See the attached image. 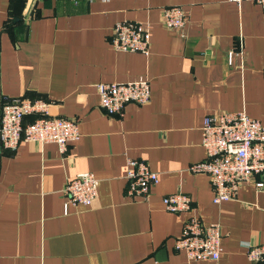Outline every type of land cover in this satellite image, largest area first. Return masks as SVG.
Wrapping results in <instances>:
<instances>
[{
	"label": "crops",
	"instance_id": "crops-1",
	"mask_svg": "<svg viewBox=\"0 0 264 264\" xmlns=\"http://www.w3.org/2000/svg\"><path fill=\"white\" fill-rule=\"evenodd\" d=\"M181 7L185 27L161 23ZM147 24L150 53L114 51L120 21ZM147 79L150 101L108 116L96 87ZM43 100L49 112L76 121L79 140L0 143V264H263L240 243L264 246V192L243 184L236 200L214 205L209 178L189 172L206 159L203 120L244 112L264 127V10L228 0H0V116L6 101ZM35 116H26L23 125ZM127 159L159 176L147 199L126 195ZM92 173L97 197L69 206L68 180ZM184 193L186 213L162 198ZM218 224L217 262L190 261L176 250L185 221Z\"/></svg>",
	"mask_w": 264,
	"mask_h": 264
},
{
	"label": "built area",
	"instance_id": "built-area-1",
	"mask_svg": "<svg viewBox=\"0 0 264 264\" xmlns=\"http://www.w3.org/2000/svg\"><path fill=\"white\" fill-rule=\"evenodd\" d=\"M240 5L252 2L264 10V0H228ZM161 23L168 30H182L187 22L184 10L178 6L165 7L160 11ZM109 44L114 51L150 53V30L147 24L136 21L117 22L112 29ZM100 107L108 116L122 115L128 104L139 106L150 101L147 79L129 83H103L96 87ZM50 103L43 100L6 101L0 116V143L3 149L14 151L21 142L54 144L60 153L67 145L80 138L76 121L52 116ZM35 119L23 125L26 116ZM201 146L206 159L191 165L189 172L204 174L209 178L214 205L236 200L240 187L252 183L257 191L264 192V127L259 121L244 112L217 113L203 120ZM126 195L130 198L147 199L150 189L158 183L159 176L150 170L144 161L127 159ZM98 181L92 173L85 172L67 181L62 194L65 199L64 212L68 207H89L97 197ZM166 211L186 213L192 210V202L184 193H174L162 198ZM220 225L205 226L191 215L184 223L176 240V250L184 251L190 261L217 262L221 253ZM247 258L253 263L264 264V246L241 242Z\"/></svg>",
	"mask_w": 264,
	"mask_h": 264
}]
</instances>
